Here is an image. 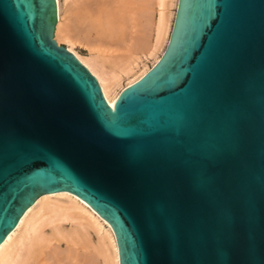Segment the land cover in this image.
<instances>
[{"label":"water","instance_id":"obj_1","mask_svg":"<svg viewBox=\"0 0 264 264\" xmlns=\"http://www.w3.org/2000/svg\"><path fill=\"white\" fill-rule=\"evenodd\" d=\"M57 21L56 0H0V245L67 191L120 264H264V0H178L161 60L112 107ZM123 102L136 119L113 131Z\"/></svg>","mask_w":264,"mask_h":264},{"label":"bare ground","instance_id":"obj_2","mask_svg":"<svg viewBox=\"0 0 264 264\" xmlns=\"http://www.w3.org/2000/svg\"><path fill=\"white\" fill-rule=\"evenodd\" d=\"M56 5L54 39L69 44L112 107L161 60L178 0H65L63 5L56 0ZM0 264H120V256L110 224L78 196L62 191L45 194L28 208L0 245Z\"/></svg>","mask_w":264,"mask_h":264},{"label":"snow or ice","instance_id":"obj_3","mask_svg":"<svg viewBox=\"0 0 264 264\" xmlns=\"http://www.w3.org/2000/svg\"><path fill=\"white\" fill-rule=\"evenodd\" d=\"M126 103L127 102H123L120 106V111L113 114L111 118L106 121L108 127L113 131L120 132L125 124H128L136 119L135 115L125 110Z\"/></svg>","mask_w":264,"mask_h":264},{"label":"rangeland","instance_id":"obj_4","mask_svg":"<svg viewBox=\"0 0 264 264\" xmlns=\"http://www.w3.org/2000/svg\"><path fill=\"white\" fill-rule=\"evenodd\" d=\"M60 1H61V4L63 5L65 0H60ZM58 45H60V46H65L66 48L69 47V44H68L67 42H65V41H63V42L61 41L60 43H58ZM73 49H74L79 55H81V56H88V51H87L86 49H84L83 47L79 46V45H74V46H73ZM151 63H152V62H149L148 64L151 65ZM125 82H126V81H124V84H125ZM65 225H66V227L69 226L68 223H66ZM47 231L49 232V231H50V228H47ZM93 236H94V237H92V238H93V240L95 241V240H96V237H95L94 234H93Z\"/></svg>","mask_w":264,"mask_h":264}]
</instances>
